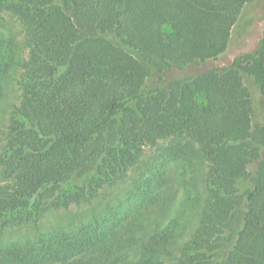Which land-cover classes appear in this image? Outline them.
I'll use <instances>...</instances> for the list:
<instances>
[{"label":"trees","instance_id":"1","mask_svg":"<svg viewBox=\"0 0 264 264\" xmlns=\"http://www.w3.org/2000/svg\"><path fill=\"white\" fill-rule=\"evenodd\" d=\"M252 1L0 0L23 34H0V264H214L232 239L223 264H264V126L245 82L264 97V34L167 76L221 55ZM154 146L162 167L143 158ZM175 159L185 191L159 215Z\"/></svg>","mask_w":264,"mask_h":264},{"label":"rangeland","instance_id":"2","mask_svg":"<svg viewBox=\"0 0 264 264\" xmlns=\"http://www.w3.org/2000/svg\"><path fill=\"white\" fill-rule=\"evenodd\" d=\"M0 22H2V24H0V34H9L11 31H13L15 32V35L18 39H22L23 34L21 31V26L19 21L15 17L9 15L8 12L0 10ZM263 34L264 0H254L248 3L243 8L239 21L233 28L232 40H230L228 48L221 55H219L217 58L210 59L206 62H200L195 65H190L183 69L173 68L169 72H167V76L170 78L183 77L186 74L198 73L199 71L206 70L212 67H221L228 65L236 56L255 51L258 48L260 41L262 40ZM113 40L118 43V40L116 38H113ZM245 82L248 84L249 89L252 92L255 103L254 125L259 124L264 126V97H262L258 92L255 80L252 77L245 75ZM168 142L169 141L166 142L165 140H162V144L160 145L167 144ZM158 148L159 146L147 148L143 158L147 162L148 158H150L151 156H157V165L162 167L160 163L161 159L158 158ZM181 165L182 164L179 162V160L176 159L170 160L166 164V167L168 168L166 172L167 177L165 179L167 181V184L161 186L159 191H162V189H167L171 196H175V199L172 200L171 198H169L167 199L166 203H160L155 206V208L159 211V215L163 214L164 211H168L169 214H173L176 210L177 203L183 197L185 191V183L182 174H180L182 170ZM107 191L111 192L112 188H108ZM86 207V205L80 207L73 206L68 211L60 210L58 214L59 216L63 217L69 212L74 214ZM26 231H28L27 228L20 230V233L25 234ZM8 235L11 234L8 233ZM232 240L216 252L214 264H223L229 253V248H231L233 244Z\"/></svg>","mask_w":264,"mask_h":264}]
</instances>
